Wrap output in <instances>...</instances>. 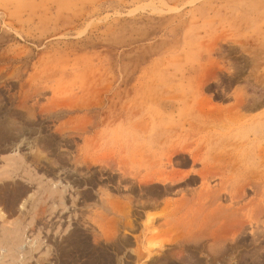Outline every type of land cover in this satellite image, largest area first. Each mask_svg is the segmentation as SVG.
I'll use <instances>...</instances> for the list:
<instances>
[{"label": "rangeland", "instance_id": "1", "mask_svg": "<svg viewBox=\"0 0 264 264\" xmlns=\"http://www.w3.org/2000/svg\"><path fill=\"white\" fill-rule=\"evenodd\" d=\"M234 177L264 181V0H0V264H264Z\"/></svg>", "mask_w": 264, "mask_h": 264}, {"label": "bare ground", "instance_id": "2", "mask_svg": "<svg viewBox=\"0 0 264 264\" xmlns=\"http://www.w3.org/2000/svg\"><path fill=\"white\" fill-rule=\"evenodd\" d=\"M262 121V120H261ZM258 128V127H257ZM171 153L170 155H175V154H181V155H188L190 156L191 152L190 150L186 149V148H181L178 145H172L171 148ZM191 159V158H190ZM181 162H185L186 158L182 157L180 159ZM198 172L193 170L192 173L188 172L185 174H182L181 176L178 177H163L160 174H151L148 175L147 177H145L143 179L144 183H150L153 181H157L163 184L166 183H176V182H180L183 179L187 178L189 175H197ZM264 181L261 178H242V177H234L233 179V185L231 186L232 188L230 189V195H232V199H236V200H243L244 197L246 196L245 193L247 190H251L254 195L255 198H253L252 200L246 202L243 204L242 210L244 212L245 208H251L256 212L257 215H259L260 213H262V207L259 203V197H261L264 194ZM168 187V186H167ZM165 189H167L165 187ZM241 189V190H240ZM240 190V192H239ZM258 199V203L256 202ZM255 200V203L253 204V201ZM189 201L185 202V205L188 204ZM225 224L223 225V227L220 229L219 235L221 237H226L229 234L230 229L233 228V221H239L238 217L236 215V213L234 214L233 212H228L225 211ZM242 227V226H241Z\"/></svg>", "mask_w": 264, "mask_h": 264}]
</instances>
